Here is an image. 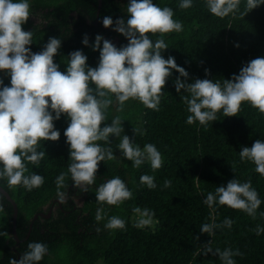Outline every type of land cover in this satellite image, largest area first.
<instances>
[{
    "label": "trees",
    "instance_id": "1",
    "mask_svg": "<svg viewBox=\"0 0 264 264\" xmlns=\"http://www.w3.org/2000/svg\"><path fill=\"white\" fill-rule=\"evenodd\" d=\"M179 2L153 0L161 7L173 9V18L182 22V31L146 35L153 41L165 40L169 48L162 55L173 56L176 64L187 70V82L207 78L222 83L238 74L251 59L264 56V4L242 15L246 0H241L238 10L218 17L208 11L205 0H193L189 8H180ZM127 4L128 0H102L97 17V0H30V14L43 13L47 22L30 29L28 17L22 29L33 33V43L28 46L33 52L40 51L49 37L62 40L54 56L61 71L65 70L68 53L77 49L87 55L86 63L94 67L99 51H93L90 44L96 34L108 40L120 36L116 46L126 44L127 38L114 30V24L117 18L127 19ZM105 16L112 17L113 26L102 25ZM84 34L88 35L89 46L81 43ZM178 75L172 70L166 79L158 110L130 98L117 111L113 96V104L105 110L106 120L100 125L110 124L114 116H120L123 134L141 147L145 143L157 146L163 156L159 169L153 170L147 162L133 167L131 161L120 156V137L110 135V145L103 140L96 143L105 148L111 146L116 158L98 162L94 182L79 191L69 173L58 187L57 177L68 173L72 159L63 134L68 120L62 114L54 121L61 133L59 139L39 141L37 151L45 152L43 158L36 164L25 161V175L38 173L44 182L28 190L22 184L9 185L6 178L0 180V186L17 205L19 239L16 242L12 235V206L0 193V232L4 233L0 236V264H10L12 258L18 260L28 243L34 241L43 242L48 248L37 264H222L215 250L225 248L239 249L242 255L233 257L236 264H264V232L257 235L255 231L258 225L264 227V175L254 170L252 161L241 160L239 155L243 146L251 147L256 139L264 140V114L243 101L236 115L224 116L220 110L213 122L189 124L187 116L191 113L182 99L188 93L183 89L177 93L174 86ZM0 80L5 85L10 82V78ZM136 128L141 131L134 135ZM142 174L154 176L156 188L142 184ZM114 176L125 182L131 198L117 205L98 201V186ZM233 178L240 182L250 180L257 191L262 203L255 216L227 205L214 203L210 207L204 203L209 192L214 193L216 186L226 185ZM165 180L171 181L170 186H164ZM62 195L67 197L65 201ZM79 195L80 206L71 199ZM53 202L57 204L55 213L48 219L36 218L30 227L34 214L47 212ZM136 207L154 212L155 230L132 222V217L139 215L133 211ZM112 216L123 219L125 227H104ZM225 218L233 221L231 227L224 225ZM205 223L216 227L211 233H202ZM208 248L212 251L206 254Z\"/></svg>",
    "mask_w": 264,
    "mask_h": 264
},
{
    "label": "clouds",
    "instance_id": "2",
    "mask_svg": "<svg viewBox=\"0 0 264 264\" xmlns=\"http://www.w3.org/2000/svg\"><path fill=\"white\" fill-rule=\"evenodd\" d=\"M192 3L193 0H180L179 7L189 8ZM240 3L241 0H205L208 11L218 17L238 10ZM261 4L264 0H246V11L241 14L245 15ZM126 12L129 14L127 19L117 18L114 24V30L127 38L126 44L117 47L102 34H96L90 44L93 51H99L96 66L88 65L87 55L77 49L68 53L65 70L61 71L59 64L54 62L62 44L59 37H49L38 52L28 47L33 43V33L23 30L22 25L30 16V0H0V70H6L5 75L10 78L7 85L0 80V180L6 178L9 185L22 184L28 190L44 182L38 173L25 175V161L36 164L43 158L45 152L37 151L39 141L59 139L61 133L55 128L54 121L62 114L68 120L63 134L72 163L68 173L57 177L58 187L63 185L64 177L69 173L75 184L91 185L98 162L116 158L111 146L105 148L96 143L101 140L109 143L110 135L120 137L117 145L120 156L131 161L133 167L147 162L153 170L159 169L163 156L157 146L145 143L141 147L123 134L120 116H114L110 124L100 125L106 120L105 110L113 104V96L117 111L122 110L130 98L158 110L164 92L162 88L172 70L179 73L174 80L176 92L183 89L188 93L182 99L191 113L187 116L189 124L213 122L220 110L224 116L236 115L243 101L250 102L264 114V56L251 59L238 74L223 79L222 83L207 78H196L189 83L187 70L177 65L173 56L165 58L162 55L163 50L169 48L165 40L153 41L146 35L182 31V22L173 18V9L161 7L153 0H128ZM113 23L111 16L102 19L105 28ZM81 43L89 46L87 34ZM133 131L135 135L141 130ZM239 155L241 160L252 161L254 170L264 175V140L256 139L251 147L243 146ZM139 179L150 189L157 186L152 175L142 174ZM170 184V180L164 181L165 187ZM131 196V190L119 176L100 184L95 193L98 201L109 205L122 203ZM204 203L210 207L214 203L227 205L255 216L262 201L250 180L240 182L233 178L226 185L216 186L214 193L209 192ZM0 211H3L2 204ZM133 211L139 214L137 227L153 223L152 210L136 207ZM100 218L98 215L97 219ZM125 223L120 217L112 216L104 227L124 228ZM223 223L231 227L233 221L225 218ZM214 227L205 223L200 231L211 233ZM255 231L259 235L264 232V227L258 225ZM3 234L0 232V236ZM47 251L45 243L30 242L23 255L18 260L12 258L10 264H37ZM211 251V248L205 250L206 254ZM215 252L222 264H236L233 257L242 255L239 249L231 248L216 249Z\"/></svg>",
    "mask_w": 264,
    "mask_h": 264
},
{
    "label": "rangeland",
    "instance_id": "3",
    "mask_svg": "<svg viewBox=\"0 0 264 264\" xmlns=\"http://www.w3.org/2000/svg\"><path fill=\"white\" fill-rule=\"evenodd\" d=\"M121 1H124V0H121ZM29 22H30V29H34L35 27H40V26H43L44 24H46L47 20L45 18V15L43 13H37V14H30L29 16ZM119 38L120 36H116L114 38H111L110 41L113 43V44H118L119 43ZM126 43H127V40H126ZM5 71L6 70H0V78H9L7 75H5ZM85 188V184H80L78 185V190L81 191ZM79 193V192H78ZM62 200L65 201L66 200V196L65 195H62L61 196ZM71 199L73 200V202L77 205H81L82 204V198L81 196H71ZM52 208H53V211L52 213L54 214L55 211H56V208H57V204L56 203H53L52 205ZM47 206H45V210H47ZM139 219V215H136V216H133L132 217V222L136 225V222L137 220ZM157 227V221L153 219V223L148 225V226H144L142 228H147L151 231L155 230ZM98 264H102V261H99Z\"/></svg>",
    "mask_w": 264,
    "mask_h": 264
},
{
    "label": "water",
    "instance_id": "4",
    "mask_svg": "<svg viewBox=\"0 0 264 264\" xmlns=\"http://www.w3.org/2000/svg\"><path fill=\"white\" fill-rule=\"evenodd\" d=\"M97 1H98V6H97V14H96V16L98 17L99 12H100V8H101L102 0H97ZM0 193L10 202V204L12 206V209H13V214H12V235H13L15 241L18 242L19 239H18L17 233H16V221H17V216H18L17 205L14 202V200L11 198V196L9 195V193L2 186H0ZM56 201L58 202V207L61 208V202H60V200L57 199ZM53 203L51 204V206L47 210V212H45V213L44 212H38V213L34 214V216L32 218V221L30 223V227L32 226V223H33V221L36 218L42 217V218L48 219L51 216L52 211H53V208H52Z\"/></svg>",
    "mask_w": 264,
    "mask_h": 264
}]
</instances>
